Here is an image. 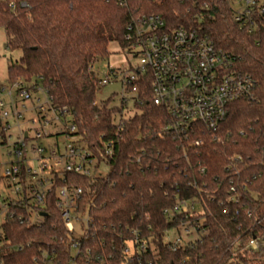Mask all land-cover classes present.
Here are the masks:
<instances>
[{
    "label": "trees",
    "instance_id": "16d2710c",
    "mask_svg": "<svg viewBox=\"0 0 264 264\" xmlns=\"http://www.w3.org/2000/svg\"><path fill=\"white\" fill-rule=\"evenodd\" d=\"M205 5L212 19L201 23L203 32L258 84L253 98L230 105L215 139L201 124L188 138L168 134L169 115L153 103L149 73L137 84L140 113L129 120L111 101L97 104L101 79L91 67L109 58L111 45L126 48L132 17L153 13L171 27L196 25ZM0 28L7 48L22 53L8 68L7 85L42 86L55 108L69 110L82 142L108 168L92 182L69 176L84 189L79 207L90 218L88 229L78 224L67 232L54 188L40 223L7 225L22 250L11 252L6 264H264V30L242 29L228 0H133L130 9L101 0H6ZM63 185L57 177L56 186ZM179 200L196 205L191 226L205 234L173 247L165 240L181 220L174 223L165 212ZM238 239L241 246H232ZM253 239L261 242L256 251L244 247Z\"/></svg>",
    "mask_w": 264,
    "mask_h": 264
},
{
    "label": "built area",
    "instance_id": "2783aa9c",
    "mask_svg": "<svg viewBox=\"0 0 264 264\" xmlns=\"http://www.w3.org/2000/svg\"><path fill=\"white\" fill-rule=\"evenodd\" d=\"M61 1L73 5L79 0ZM101 1L130 9L133 0ZM228 1L242 29L250 34L264 30V0ZM10 7L15 8L13 3ZM208 11L205 5L195 15L196 25L178 27H171L159 14L145 13L132 17L126 29L124 41L127 45L123 51L141 60V66L123 81V87L135 94V100L138 82L149 73L153 103L167 111L170 122L165 130L174 137L188 138L196 125L201 124L215 139L219 125L229 114L230 105L253 98L258 87L257 81L240 69L236 57L217 48L203 32L201 23L212 19ZM91 70L96 72L95 66ZM110 75L117 77L110 68L105 80L100 81V87L109 83ZM38 93L46 95L45 101L36 97ZM29 112L35 117L27 118ZM25 121L30 129L22 127ZM116 123L122 125L121 121ZM13 129L16 130L14 140L9 135ZM119 130L120 127L110 133L117 134ZM0 147L8 149L10 158L8 164H0V264H6L7 256L14 250H22L9 239L7 225L12 221L29 225L40 223L45 218L42 214H46L54 188L57 189L56 206L67 232L75 233L78 224H83L85 229L90 227V218L82 217L79 207L84 189L72 184L69 176L92 182L107 167L104 163L100 166L82 142L69 110L55 108L42 86L25 80L0 85ZM112 147V142L105 144L107 156L113 155ZM57 177L62 178L65 185L57 187ZM195 211V204L179 200L165 214L174 223L180 217L181 224L174 229L179 235L184 230L189 236L193 230L200 237L205 231L191 226ZM168 243L173 247L187 245L180 237ZM241 244L238 239L232 246ZM260 245V240L253 239L244 247L256 251ZM140 248L144 249V245ZM73 250L80 253V244L76 241H73ZM131 251L129 247L127 252ZM73 264L76 263L73 261Z\"/></svg>",
    "mask_w": 264,
    "mask_h": 264
},
{
    "label": "rangeland",
    "instance_id": "374dc122",
    "mask_svg": "<svg viewBox=\"0 0 264 264\" xmlns=\"http://www.w3.org/2000/svg\"><path fill=\"white\" fill-rule=\"evenodd\" d=\"M110 55L109 58L100 61L96 64V72L98 73L101 80H105L106 76L109 74V69H113L115 75H110L109 83L102 86L100 92L97 95V103L101 104L107 101H111L112 108H122V117L124 120H129L140 112L134 108V98L135 94L126 90L123 87V81L126 78H129L138 67L141 66V60L134 58L127 51L117 45L113 44L110 46ZM21 51L12 50L7 48V34L5 29L0 28V85L8 84V68L11 64L17 63L21 58ZM4 97V96H3ZM36 97H40L43 101L46 99V95L43 93L36 94ZM124 100L126 103L124 104ZM35 117V114L29 112L27 113V118ZM121 118L118 116L116 122H119ZM24 129H30V124L25 121L22 124ZM9 135L13 136V140L16 135V130L13 129L9 132ZM8 149L0 147V164L3 166L8 164L10 158L7 156ZM108 168H103L102 173L106 174ZM7 194V192H4ZM37 221H40V218H36ZM180 237L185 244L195 242L199 235L195 231H191L190 235L181 230L180 235L177 230H172L168 233L166 237V242L172 241ZM131 250L132 247L130 246Z\"/></svg>",
    "mask_w": 264,
    "mask_h": 264
},
{
    "label": "water",
    "instance_id": "95a60500",
    "mask_svg": "<svg viewBox=\"0 0 264 264\" xmlns=\"http://www.w3.org/2000/svg\"><path fill=\"white\" fill-rule=\"evenodd\" d=\"M43 217H46V214H42Z\"/></svg>",
    "mask_w": 264,
    "mask_h": 264
}]
</instances>
